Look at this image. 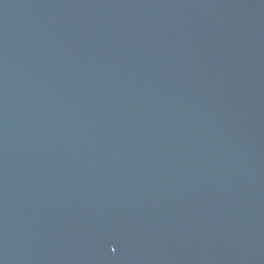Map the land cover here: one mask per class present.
<instances>
[{
	"label": "water",
	"instance_id": "1",
	"mask_svg": "<svg viewBox=\"0 0 264 264\" xmlns=\"http://www.w3.org/2000/svg\"><path fill=\"white\" fill-rule=\"evenodd\" d=\"M0 264H264V0H0Z\"/></svg>",
	"mask_w": 264,
	"mask_h": 264
}]
</instances>
